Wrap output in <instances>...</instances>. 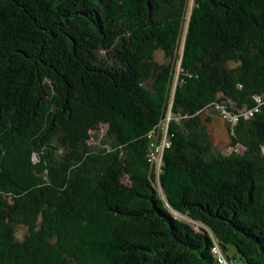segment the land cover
Returning a JSON list of instances; mask_svg holds the SVG:
<instances>
[{
  "label": "trees",
  "instance_id": "obj_1",
  "mask_svg": "<svg viewBox=\"0 0 264 264\" xmlns=\"http://www.w3.org/2000/svg\"><path fill=\"white\" fill-rule=\"evenodd\" d=\"M236 256L264 264V0H0V264Z\"/></svg>",
  "mask_w": 264,
  "mask_h": 264
},
{
  "label": "rangeland",
  "instance_id": "obj_2",
  "mask_svg": "<svg viewBox=\"0 0 264 264\" xmlns=\"http://www.w3.org/2000/svg\"><path fill=\"white\" fill-rule=\"evenodd\" d=\"M155 61L159 64H165L167 63V59L165 58L164 54L160 51H158L155 55ZM209 116L211 117V122L209 124H206V132L207 135L212 142V144L215 146L216 149H218L222 154L227 155L232 151V148L229 146V132L228 128L229 125L225 121H222L221 118L217 114L209 113L204 114V117ZM105 132V128L98 127L96 131H94V135L97 137H103V134ZM93 137V139L90 141V144L97 145L98 141H96ZM25 233V230L22 227L17 228V236L19 238H22ZM233 249L230 248L229 255H232ZM233 264H244L239 257L236 256V259L234 260Z\"/></svg>",
  "mask_w": 264,
  "mask_h": 264
},
{
  "label": "built area",
  "instance_id": "obj_3",
  "mask_svg": "<svg viewBox=\"0 0 264 264\" xmlns=\"http://www.w3.org/2000/svg\"><path fill=\"white\" fill-rule=\"evenodd\" d=\"M216 252V251H215ZM222 264H227L223 259H222Z\"/></svg>",
  "mask_w": 264,
  "mask_h": 264
},
{
  "label": "bare ground",
  "instance_id": "obj_4",
  "mask_svg": "<svg viewBox=\"0 0 264 264\" xmlns=\"http://www.w3.org/2000/svg\"><path fill=\"white\" fill-rule=\"evenodd\" d=\"M218 261H219V263H221L220 260H218Z\"/></svg>",
  "mask_w": 264,
  "mask_h": 264
}]
</instances>
